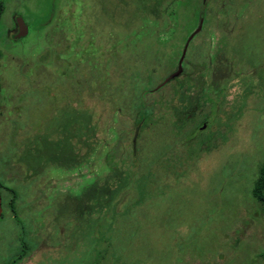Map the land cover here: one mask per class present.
Wrapping results in <instances>:
<instances>
[{"label": "rangeland", "instance_id": "374dc122", "mask_svg": "<svg viewBox=\"0 0 264 264\" xmlns=\"http://www.w3.org/2000/svg\"><path fill=\"white\" fill-rule=\"evenodd\" d=\"M1 1L0 264H264V0Z\"/></svg>", "mask_w": 264, "mask_h": 264}, {"label": "trees", "instance_id": "16d2710c", "mask_svg": "<svg viewBox=\"0 0 264 264\" xmlns=\"http://www.w3.org/2000/svg\"><path fill=\"white\" fill-rule=\"evenodd\" d=\"M3 10H4V4L0 0V17L2 15V13H3ZM196 84H198L200 86V88H201V90H199L200 92L206 93L205 92V87H204V84L203 83L196 82ZM183 97H186V96L185 95H182L181 97H179V101H181ZM195 98L197 100V97H195ZM184 99L185 100H189V99L183 98V100ZM204 123H206V122H204ZM203 124H202V126H203ZM137 128L138 129L135 130V133L138 135L139 134V127H137ZM259 174H260L259 175V179L257 180L256 185L254 186V189L252 191V195H253V197L255 198L256 201H258L259 203L262 204V206L264 208V165L261 166ZM108 192H109V190H105V192H104L105 193L104 194V198L107 197L106 195L109 194ZM110 193H112V192H110ZM104 201H107L108 202V200H106V199H104ZM27 249H28L27 247H24L23 253L21 254V258L20 259H23L25 257V255L28 254Z\"/></svg>", "mask_w": 264, "mask_h": 264}, {"label": "water", "instance_id": "95a60500", "mask_svg": "<svg viewBox=\"0 0 264 264\" xmlns=\"http://www.w3.org/2000/svg\"><path fill=\"white\" fill-rule=\"evenodd\" d=\"M25 32H26V28L23 26L22 23H20V32H19V36H22ZM180 70H181V68H180V64H179L178 71H177L175 74H173L172 76H170L169 78L174 77L175 75H177V74L179 73ZM169 78H168V79H169ZM166 81H167V80H166ZM205 126H206V123H204L202 127L204 128ZM0 213H1V205H0Z\"/></svg>", "mask_w": 264, "mask_h": 264}]
</instances>
